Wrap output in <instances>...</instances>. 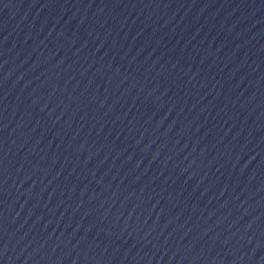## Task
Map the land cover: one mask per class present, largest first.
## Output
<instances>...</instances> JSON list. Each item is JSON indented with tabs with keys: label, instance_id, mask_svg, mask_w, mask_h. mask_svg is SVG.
<instances>
[{
	"label": "water",
	"instance_id": "water-1",
	"mask_svg": "<svg viewBox=\"0 0 264 264\" xmlns=\"http://www.w3.org/2000/svg\"><path fill=\"white\" fill-rule=\"evenodd\" d=\"M0 264H264V0H0Z\"/></svg>",
	"mask_w": 264,
	"mask_h": 264
}]
</instances>
